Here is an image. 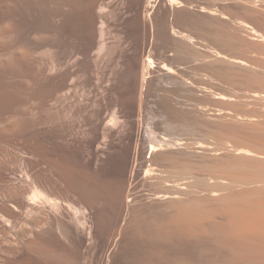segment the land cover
Instances as JSON below:
<instances>
[{
  "label": "rangeland",
  "instance_id": "374dc122",
  "mask_svg": "<svg viewBox=\"0 0 264 264\" xmlns=\"http://www.w3.org/2000/svg\"><path fill=\"white\" fill-rule=\"evenodd\" d=\"M151 4L152 8L149 0H0V204L13 201L21 190L28 192L32 181L40 175L48 184L50 192L65 204L62 205L59 215L63 223L69 224L70 221V212L66 209L68 205L75 204L74 208L77 205V210L78 207L80 210L86 207L89 210L87 214L90 225L93 224L95 230L93 228L90 240L85 241L82 236L81 239L85 242L78 240L80 243H77L79 247L76 249L75 264H130L132 261L146 259L147 255L144 254L147 251L142 250L145 246H140L141 249L135 248L136 244L140 243V236L135 237L133 234L134 238L130 239L131 236H128L129 239H124L125 231L121 225L119 229L117 227L118 231L114 227L113 230L109 229L111 236L108 231L102 236L95 220V211L99 208L112 216L107 194L115 184L122 182L119 180L128 171L133 146L138 141L144 149V159H147L149 144L158 142L157 138L161 136H166L174 141L166 145L165 149L171 146L167 151H176L174 153L185 160L192 158L189 160L192 162L204 161L208 166L213 163V168L216 162V165H222V168L225 165L232 168V163L228 164L229 161H234V164L235 161L240 162L238 159L241 154L234 151L236 146L245 148L247 145V149H259L258 154L264 152V0H153ZM172 28L186 33L192 39H180L172 34ZM149 55L155 64L151 68L154 70L149 78V81H152L145 84L148 89L152 84L153 90L150 89V93L148 89L144 88L147 92L143 90L141 82L142 67ZM237 60L242 63L236 62ZM163 62L167 67L171 65L169 68L173 73L162 70ZM162 87L165 90H172L174 87V92L179 89L182 93H169L171 98L174 96L172 105L176 108V113H181V117L178 114L174 117L163 103L162 97L166 91L163 90L162 93ZM257 93L259 96L256 97ZM145 94L146 96H143ZM140 104L144 105L141 113ZM113 113L117 117L116 127L105 125ZM202 120L204 124L200 123ZM184 125H191L193 130ZM194 127L197 131H194ZM138 130L143 134L137 132ZM183 132L187 134L183 135ZM198 133L200 136L203 134V137L207 135V140L200 139L202 136H198ZM140 137L143 142H147V148L139 140ZM197 140L204 141L206 147H200ZM177 142L183 144L178 145ZM233 142L238 145H232ZM184 143L187 144V149ZM191 144L197 147L192 146V149ZM177 145L176 150L172 149V146ZM263 152V155L255 156L257 158L250 155L249 160L246 158L248 155L245 156L246 159L244 156L243 158L247 161L255 159L254 162H258L260 157L264 161ZM213 153L217 157H213ZM201 156L204 160H200ZM234 156L236 160L233 159ZM222 161L225 162L222 164ZM205 164L203 165L207 166ZM55 165L75 176H72L70 181L66 180ZM208 166L200 171L202 175L198 173L200 176H197L207 179L211 174V168ZM215 167L216 171L213 170L211 175L217 171L219 173L216 177L210 175L214 182H217L215 178L218 174L222 175V172L231 170ZM141 169L143 170V166ZM141 169L139 166L140 175ZM24 172L28 173V177ZM140 175L137 179L140 182H137L140 183L139 186H145L147 182L144 181V174L142 177ZM220 175L219 179H229L226 175ZM73 177L82 179L87 187H95L98 193L106 198L96 203L92 199L88 201L89 198L84 197L85 194H78L80 192L75 189L77 183ZM141 182L144 184L141 185ZM143 186L142 190L148 188L147 185ZM105 188L108 191L104 192ZM142 198L144 202L150 201L145 197L140 199ZM140 199L139 203H144ZM241 200L239 202L236 199L237 205L235 201L232 205H235V209L246 206L243 212L247 215L250 213L247 211L251 210L248 208L250 202ZM232 205L228 207L231 208ZM234 207L228 209L233 210ZM254 207L253 204L252 208ZM176 209L172 208L170 212L167 209L165 211L168 212L160 214L157 208L158 220L168 222L170 218L175 217L169 215L173 213L172 210L176 212ZM228 209V213L224 211L227 216L230 215ZM256 210L253 214L251 212L252 218L256 215L255 220L253 219L256 222L250 225L253 231L259 219V210ZM244 213L237 214L246 218ZM224 214L216 215L215 219L220 224L227 225L226 229L229 228L228 224L233 223V250L215 242L217 238L210 239V242L206 237L205 242L197 249L193 246H182L186 252L182 249L184 255L181 251V259L166 247L167 252L162 256V261L182 264L185 259L184 264H229L237 253L243 250V238L249 230L242 233L239 227L240 232L236 231L238 226L246 231V224L244 226L243 223L247 222V218L245 221L240 218L243 223L238 224L235 219L237 217H232L233 214L228 216V222V217ZM232 218L238 225L234 224L235 220ZM222 220L224 223L220 222ZM208 227L213 228L211 224ZM7 228L0 220V264H61L59 259H64L66 255L70 257L76 248V243L72 245L71 241L67 240L65 245L62 243L64 250H59L50 243L40 241L37 237L39 232L29 235L24 233L26 227L17 226L6 233L4 230ZM251 228H248V234L252 233ZM148 234L146 235L150 237L152 233ZM142 238L141 242L144 243L147 237ZM129 247L132 250H129ZM68 256L65 259L68 260ZM26 257L30 258L25 259ZM243 261L244 264H259V261L264 264V256L256 252L245 255Z\"/></svg>",
  "mask_w": 264,
  "mask_h": 264
},
{
  "label": "bare ground",
  "instance_id": "6f19581e",
  "mask_svg": "<svg viewBox=\"0 0 264 264\" xmlns=\"http://www.w3.org/2000/svg\"><path fill=\"white\" fill-rule=\"evenodd\" d=\"M153 0H149V5H150V7H151V5H153V4H151V2H152ZM152 8V7H151ZM150 12V11H149ZM148 12V13H149ZM149 15V14H148ZM247 25V24H246ZM255 29V28H254ZM256 31V30H255ZM171 32H172V34H175L176 36H178L180 39H183V40H191L192 39V37L191 36H189V35H187L186 33H183V32H179V31H177V30H175V28H172L171 29ZM258 32V31H257ZM259 33V32H258ZM261 35V34H260ZM263 35V34H262ZM264 36V35H263ZM180 47V46H179ZM220 53V52H219ZM175 55V54H174ZM173 55V56H174ZM184 57V56H183ZM191 58V57H190ZM241 59V58H240ZM168 60V59H167ZM170 60V59H169ZM169 62V61H168ZM236 62H241L240 60H237ZM245 62V61H244ZM242 63V62H241ZM246 63V62H245ZM168 64V63H167ZM161 65V64H160ZM155 66V64H154V60H153V58H152V56H148L147 57V60H146V63L143 65V67H142V74H141V82H142V88H143V90H144V88H145V84H147L148 83V81H149V78H150V76H151V71L152 70H154V69H152L151 70V68H153ZM171 66V65H170ZM170 66H168L167 67V65H166V63H164L163 62V65H162V70H165V71H167V72H172L173 73V70L172 69H170L169 67ZM173 66V65H172ZM175 68V67H174ZM153 74H154V72H153ZM163 74V73H162ZM164 74H165V72H164ZM163 74V75H164ZM154 76V75H153ZM152 76V77H153ZM157 76V75H156ZM162 76V75H161ZM160 76V77H161ZM167 76V75H166ZM184 78H185V74H184ZM187 78V77H186ZM164 79V78H163ZM188 80L190 79V78H187ZM185 80V79H184ZM150 81H152V80H150ZM149 81V82H150ZM167 81V80H166ZM191 81H192V79H191ZM194 82H195V80H194ZM152 83V82H151ZM191 83V82H190ZM189 83V84H190ZM175 84V83H174ZM163 85V84H162ZM173 85V84H172ZM151 87H152V84L150 85ZM154 86V85H153ZM157 86V85H156ZM176 86V85H175ZM147 88H145V89H148V86H146ZM151 87H150V89H151ZM163 87H165V86H163ZM162 87V88H163ZM179 87V86H178ZM193 87V86H192ZM50 88V87H49ZM158 88H160L161 89V87L159 86ZM158 88L156 89V90H158ZM167 88V87H166ZM170 88V87H169ZM168 88V89H169ZM150 89H148L149 90V93L151 92L150 91ZM159 89V90H160ZM173 89H175L174 87H173ZM165 90L164 88L162 89V93H164L163 92V90H165L166 91V93L163 95V97L162 98H164L163 99V103L168 107V109L169 110H171L170 112H172L173 114H174V117L179 113L178 112V109H180V108H178L177 109V112L178 113H176L175 112V110L174 109H176V108H174L173 107V100H172V98H174V96L171 98V96L169 95V93L170 92H174V90ZM176 89H178V88H176ZM49 90V89H48ZM50 90H51V88H50ZM151 90H153V89H151ZM190 90H193V89H190ZM144 91H146V90H144ZM178 91H179V89H178ZM178 91H175L176 93H178ZM147 92V91H146ZM174 92V93H175ZM180 92V91H179ZM145 93V92H144ZM181 93V92H180ZM218 93H220V92H218ZM147 94V93H146ZM146 94L145 95H143V96H146ZM152 94H154V93H152ZM151 94V95H152ZM182 94V93H181ZM191 94V93H190ZM256 94V93H255ZM149 95V94H148ZM161 95V96H162ZM177 95V94H176ZM178 95H180V94H178ZM184 95V94H183ZM225 95V94H224ZM138 96H139V94H138ZM181 96V95H180ZM191 96V95H190ZM257 96H259L258 95V93H257V95H256V97ZM149 97V96H148ZM255 97V96H254ZM144 98L145 97H143V100H144ZM176 98V97H175ZM179 98H181V97H179ZM186 98V97H185ZM219 98V97H218ZM138 99V98H137ZM177 99V98H176ZM139 100V99H138ZM137 100V101H138ZM143 100H142V102H143ZM147 100V99H146ZM151 100V99H150ZM175 100V99H174ZM148 101V100H147ZM176 101V100H175ZM174 101V102H175ZM180 101V100H179ZM178 101V102H179ZM184 101V100H183ZM150 102H152V100L150 101ZM136 103V102H135ZM144 103V102H143ZM145 104V103H144ZM173 104V105H172ZM176 104V103H175ZM138 105V104H137ZM176 105H178V104H176ZM176 105H175V107H176ZM184 105V104H183ZM183 105H182V108H183ZM187 105V104H186ZM143 106L144 105H142V104H140V108H139V110H140V112L139 113H141V110H142V108H143ZM200 106V105H199ZM198 107V106H197ZM196 107V108H197ZM137 108V109H138ZM148 108V107H147ZM200 108V107H199ZM198 108V109H199ZM189 109V108H188ZM193 109V108H192ZM146 110V109H145ZM149 110V109H148ZM180 111V110H179ZM149 112V111H148ZM190 112V111H189ZM199 112H201V111H199ZM137 113H138V111H137ZM168 113H169V111H168ZM172 113H170V115L172 116L173 114ZM182 113H184V112H182ZM187 113V112H186ZM195 113V112H194ZM145 114H146V112H145ZM181 114V113H180ZM180 114H178L180 117H181V115ZM196 114V113H195ZM205 114V113H204ZM138 115V114H137ZM177 115V116H178ZM186 115V114H185ZM197 115V114H196ZM201 115V114H200ZM199 115V116H200ZM218 116V115H217ZM217 116H215V118L217 117ZM219 116H221V115H219ZM218 116V117H219ZM146 117V116H145ZM173 117V116H172ZM197 117V116H196ZM195 117V118H196ZM142 118H143V116H142ZM179 118V117H178ZM183 118V117H182ZM192 118V117H191ZM200 118H201V116H200ZM204 118V117H203ZM175 119V118H174ZM194 119V118H193ZM108 120V119H107ZM139 120V119H138ZM180 120V119H179ZM178 120V121H179ZM184 120V119H183ZM182 119H181V121H183ZM186 120H188V118L186 119ZM190 120H192V119H190ZM204 120V119H203ZM203 120L202 121H200V123H203ZM207 120V119H206ZM143 121V120H142ZM185 121V120H184ZM183 121V122H184ZM209 121V120H208ZM207 121V122H208ZM106 122H108L107 124H105V125H108V126H110V127H116V125H117V117H116V115H115V113H113V115L111 116V118L108 120V121H106ZM138 122V121H137ZM188 122V121H187ZM187 122H185V123H187ZM192 122V121H191ZM197 122V121H196ZM143 123V122H142ZM190 123V122H189ZM194 123V122H193ZM199 123V124H200ZM188 124V123H187ZM191 124V123H190ZM204 124V123H203ZM209 124V123H208ZM138 125V124H137ZM139 125L141 126V124L139 123ZM143 125V124H142ZM192 125V124H191ZM191 125L190 126H188L189 128L191 127ZM202 125V124H201ZM201 125H199L200 126V128H201ZM211 125V124H210ZM196 126V125H195ZM202 126H204V125H202ZM208 126V125H207ZM105 127V126H104ZM107 127V126H106ZM139 127V126H138ZM141 127H143V126H141ZM184 127H186L185 125H184ZM188 127H186V128H188ZM137 128V127H136ZM193 128V127H192ZM192 128H190V129H192ZM195 129H194V131L196 130V127H194ZM199 128V127H198ZM189 129V130H190ZM204 128H202V130H203ZM97 130V129H96ZM142 130H143V128H142ZM193 130V129H192ZM94 131V130H93ZM141 131V130H140ZM181 131V130H180ZM179 131V132H180ZM183 131L184 132H186L185 131V129H183ZM197 131V130H196ZM205 131V130H204ZM203 131V132H204ZM210 131H211V128H210ZM213 131V130H212ZM215 131V130H214ZM137 132H139V130L137 131ZM178 132V133H179ZM184 132H183V135H186L187 133H185L184 134ZM189 132V131H188ZM200 132V131H199ZM140 133V132H139ZM196 133V132H195ZM202 133V132H201ZM214 133V132H213ZM96 134H97V132H96ZM95 134V135H96ZM100 134V132L98 133V135ZM141 134V133H140ZM143 134V133H142ZM141 134V135H142ZM192 134V133H191ZM190 134V135H191ZM216 134V133H215ZM137 135H139V134H137ZM140 135V136H141ZM153 135H155V133H153ZM193 135V134H192ZM203 135V134H202ZM201 135V136H202ZM210 135V134H209ZM198 136H200V133H198ZM197 136V139L199 138ZM200 136V137H201ZM205 136V135H204ZM207 136V135H206ZM206 136L205 137H201L200 139H202V140H204L205 138H206ZM102 137V136H101ZM196 137V136H195ZM194 137V138H195ZM209 137V139H211L210 138V136H208ZM214 137V136H213ZM180 138V137H179ZM186 138V137H185ZM188 138V137H187ZM189 138H191V136L189 137ZM192 138H193V136H192ZM215 139V138H214ZM213 139V140H214ZM135 140H137V139H135ZM139 140L140 141H142V143H144L143 145H145V143H147V142H143V138L142 137H140L139 138ZM176 140V139H175ZM178 140V139H177ZM205 140H207V139H205ZM212 140V139H211ZM222 140V139H221ZM226 140H228V139H226ZM138 141V140H137ZM157 141L158 142H155V143H150L149 144V146H148V149H147V159H150V160H147L146 158L144 159V156H143V153H144V149L141 147L142 146V144H141V146H140V143L141 142H137L136 143V141H135V143H136V145L135 146H133L134 148H133V151H132V155H131V158H130V164H128L129 166V168H128V171L126 172V174L123 176V178L120 176V178H122V179H120L119 181H122V182H120V184H115L114 185V188L111 190L110 188V190H111V192L109 193V194H107V195H109V197H108V201H109V205H111L110 207H112V216H109V215H111V214H107L106 213V211H104V210H102V209H98L97 211H95L96 213H95V220H96V225L98 224V226L100 227V229H101V232H102V236H103V233L105 234V232L106 231H108L109 232V229H112V227H114V228H116L117 229V227H118V229L120 228L119 226L121 225V226H123V228L122 229H124V231H125V235H123L124 236V239H125V237H127L128 238V236H131L130 237V239H132V238H134V237H132L133 236V234H134V236L136 237V236H140V240L138 239V241L140 242L139 243V245H137L136 244V246H135V248L136 249H141L140 248V246H145V247H143L142 248V250H144V249H146L145 251H147L146 252V254H144L145 256V258L146 259H148L149 261L148 262H145V260L146 259H144V260H141L140 259V261H137V262H135V261H132L130 264H173L172 262H165V261H162V256H165L164 255V253H166L167 252V249H166V247H168V249H169V252H170V249H171V252L173 253V254H176V257H177V254L179 255L180 253H181V251H182V249L183 250H185L182 246H186V247H189V246H193L194 248H196L197 249V247H200V245L201 244H203L202 242H205V238L206 237H201V238H199V239H196V238H189V236H187V235H185L182 231H180L178 228H176V227H172V228H170V229H168V228H159L158 227V225H164V224H168V223H170V221L172 222L173 220H177V219H179V217H180V210H178V208L176 209L175 207H172V208H174V209H176V212H174V210H172L173 211V213L172 214H170L169 215V217H172V216H175V217H172V219L170 218V220L167 222V220H165V221H159L158 220V215H159V213H158V210H157V208H159V212H160V214H163V213H166V212H170L171 211V209H170V206H172L173 204H179V196H180V194L182 193V191H183V188L181 187V185H180V180L183 178V177H176V175H175V173L176 172H183L185 169H191V170H194L195 171V174L197 175L198 173H200V171H202V170H204V168H206L208 165L207 164H205L204 163V161H201L203 164H205V165H207V166H204L202 163H197L196 162V160H195V162H192V161H189V160H191L192 158H190V159H188V160H185V159H183L182 157H180V155H177L176 153H174V152H176V151H174V150H176V148L178 147V145H180V144H183V142H177V146H172V149L173 148H175L173 151L174 152H171V151H167L168 149H170V147L171 146H169V148L166 150L165 149V147H166V145H170L171 144V142L173 141L171 138H169V137H166V136H161V137H159V138H157ZM182 141V140H181ZM188 141V140H187ZM197 141H199V140H197ZM196 141V142H197ZM209 141V140H208ZM223 142L225 141V139L224 140H222ZM133 142H134V140H133ZM174 142V141H173ZM190 142V141H189ZM194 142V141H193ZM200 143H199V146L200 147H202V148H204V147H206V143L204 144L203 142L204 141H199ZM205 142H207V141H205ZM216 142V141H215ZM222 142V143H223ZM226 142V141H225ZM229 142H231V141H229ZM228 141H227V143H229ZM188 143V142H187ZM203 143V144H202ZM209 143V142H208ZM208 143H207V145H208ZM211 143V142H210ZM217 143H218V141H217ZM226 143V144H227ZM184 144H186V143H184ZM213 144V143H212ZM216 144V143H215ZM224 144V143H223ZM223 144H222V146H223ZM231 144V143H230ZM132 145V144H131ZM174 145V144H173ZM187 145V144H186ZM189 145V144H188ZM232 145H238V144H234V142H233V144ZM146 146V148H147V145H145ZM185 146V145H184ZM195 146V147H197L196 145H193V144H191L190 145V147L193 149V147ZM198 146V147H199ZM209 146H210V144H209ZM218 146V145H217ZM221 145H220V147H222ZM227 146H229L228 144H227ZM239 146H241V145H239ZM244 146V145H243ZM250 146V145H249ZM248 146V147H249ZM181 147H183V145L181 146ZM189 147V146H188ZM216 147V146H215ZM219 147V148H220ZM230 147H231V145H230ZM233 147V146H232ZM237 147V146H236ZM235 147V149H234V151H236L237 152V154H241L239 157H240V159H238V160H240V162H236L235 161V164L237 163V164H239V163H241V162H243L242 160L245 158V156L246 155H248L246 158H247V160H249V155L251 156V157H255V156H258V155H260L263 151H261V153L260 154H258L259 152V149H257V148H252V149H256V150H252L251 148H248L247 149V145H246V147L245 148H242V146L239 148V147H237L236 148ZM186 149H187V147H185ZM184 148V149H185ZM207 148H209V147H207ZM212 148V147H211ZM224 148H225V146H224ZM227 148V147H226ZM234 148V147H233ZM171 149V150H172ZM179 149H180V146H179ZM183 148H182V150H184ZM191 149V150H192ZM197 149V148H196ZM200 149V148H199ZM210 149V148H209ZM216 149H218V148H216ZM222 149V148H221ZM220 149V150H221ZM232 149V148H231ZM230 149V150H231ZM238 151H237V150ZM189 150H190V148H189ZM204 150V149H203ZM207 150V149H206ZM213 150V149H212ZM184 151H186V150H184ZM184 151H183V153H184ZM201 151V150H200ZM218 151H219V149H218ZM223 151V150H222ZM226 151V150H225ZM256 151V152H255ZM189 152V151H188ZM191 152V151H190ZM199 152V151H198ZM215 152H217V150L215 151ZM227 152V151H226ZM131 153V152H130ZM146 153V152H145ZM193 153V152H192ZM210 153V152H209ZM212 153V152H211ZM218 153V152H217ZM223 153V152H222ZM233 153V152H232ZM264 153V152H263ZM38 154H40V153H38ZM38 154H36L37 156H38ZM181 155H182V153H180ZM185 154H187L188 155V153H185ZM193 154H195V153H193ZM193 154H189V155H193ZM215 153H213V157L215 156L214 155ZM226 154H228V153H226ZM230 154H231V151H230ZM230 154H228V155H230ZM234 154V153H233ZM232 154V155H233ZM197 155V154H196ZM200 155H203V154H200ZM218 155H219V153H218ZM222 155V154H221ZM261 155H263V154H261ZM260 155V156H261ZM40 156V155H39ZM42 156V155H41ZM130 156V155H129ZM194 156V155H193ZM199 156V155H198ZM207 156V155H206ZM206 156H205V158H206ZM210 156V155H209ZM209 156H207V157H209ZM231 156V155H230ZM230 156H228V157H230ZM238 156V155H237ZM243 156H244V158H243ZM62 157V156H61ZM215 157H217V156H215ZM219 157V156H218ZM238 157V158H239ZM251 157H250V159H251ZM43 158V157H42ZM46 158V157H45ZM182 158V159H181ZM185 158V157H184ZM189 158V157H188ZM201 158H202V156H201ZM204 158V157H203ZM200 159V158H198V160L200 159V160H204V159ZM210 158H212V156L210 157ZM245 158V159H246ZM255 158H257V157H255ZM260 157H258V159H257V161L259 162V160L261 159V161L263 160L262 158H260ZM38 159V158H37ZM39 159H40V157H39ZM64 159V158H63ZM187 159V158H186ZM209 159V158H208ZM218 159V158H217ZM233 159H235V156L233 157ZM232 159V160H233ZM244 159V160H245ZM193 160V161H194ZM199 160V161H200ZM205 160H207V158L205 159ZM212 160V159H211ZM214 160H216V159H214ZM213 160V161H214ZM219 160V159H218ZM217 160V161H218ZM221 160V159H220ZM223 160V159H222ZM225 160H228V159H225ZM231 160V161H232ZM236 160V159H235ZM237 160V161H238ZM247 160H245V161H247ZM255 160V159H254ZM254 160H250V161H254ZM48 161V160H47ZM49 161H51L50 159H49ZM61 161V160H60ZM256 161V160H255ZM55 161H53V163H54ZM65 162V161H64ZM216 162V161H215ZM223 162H225V161H222V164H223ZM234 162V161H233ZM233 162H228V164L230 165V163H232V165H235ZM48 163V162H47ZM146 163H147V165H146ZM227 163V162H226ZM56 164V163H55ZM217 164V162L216 163H214V165L215 166H217V167H220L221 169H225V168H228V169H231V168H229V166H227L226 167V165H225V167H221V166H218V165H216ZM60 165V164H59ZM66 165V164H65ZM64 165V166H65ZM232 165H230L231 167H232ZM56 166V165H55ZM63 166V165H62ZM139 166H140V169H141V167L143 166V170L141 169V171H142V173H141V175L143 176V174H144V181L145 182H147V184H145V186L147 185L148 186V188H144V190H142V183L144 182H141V185L142 186H139V180H137V179H139V175H140V172H139ZM211 166H213V163L211 164ZM210 165L208 166V167H210L211 168V170H209V172L212 174V173H214V171H216V170H214L216 167L214 166V168L213 167H211ZM224 166V165H223ZM53 168H54V166H52ZM145 167V168H144ZM56 168H57V170H60L61 171V175H64L65 176V179L66 180H68V181H70L71 180V178H72V176H75V175H73L72 173H70L69 171H67L66 169H62V168H60V167H58V166H56ZM67 168V167H66ZM213 168V169H212ZM126 169V168H125ZM220 169V170H221ZM207 171H208V169H206ZM205 170V171H206ZM214 170V171H213ZM217 170H219V169H217ZM219 170V171H220ZM56 171V170H55ZM205 171H203V172H205ZM226 171V170H225ZM230 171V170H229ZM26 172H27V170H26ZM39 172V171H38ZM54 172V171H53ZM58 172V171H57ZM57 172H55V173H57ZM221 172H222V170H221ZM25 173V172H24ZM216 173V172H215ZM217 173H219L218 171H217ZM216 173V174H217ZM223 173V172H222ZM26 175L28 174V173H25ZM201 174V173H200ZM209 174V173H208ZM210 174V175H211ZM216 174H213V175H211V176H214V177H216ZM60 175V176H61ZM140 175V176H141ZM199 175V174H198ZM202 175V174H201ZM209 175V176H210ZM219 175L220 174H218L217 175V178H215V180H224L223 178L222 179H219ZM23 176H25V175H23ZM141 176V177H142ZM200 176V175H199ZM198 176V177H199ZM203 176H204V173H203ZM207 176V175H206ZM205 176V177H206ZM208 176V177H209ZM210 176V177H211ZM220 176H223V175H220ZM27 177H28V175H27ZM63 177V176H62ZM85 177V176H84ZM119 177V176H118ZM74 178V180L76 181V183H77V187L75 188V189H77V191L78 192H80V193H78V194H85L84 195V197H86V198H89V199H87L88 201L90 200V199H92V201H94L95 203L97 202V201H100L101 199H104V198H106V197H104L103 195H101L100 193H98V191L95 189V187H93V188H91V187H87V185L85 186V182L82 180V179H75L76 177H73ZM207 178V177H206ZM221 178V177H220ZM225 178V177H224ZM64 179V180H65ZM70 179V180H69ZM87 179V178H86ZM91 179V178H90ZM90 179H88V180H90ZM214 179H213V177H212V182H213V184L216 182H214L213 181ZM92 181V180H91ZM119 181L117 182V181H114V182H116V183H119ZM137 181H139V182H137ZM99 182V181H98ZM144 182V183H145ZM74 183V182H73ZM143 183V184H144ZM22 184V183H21ZM65 184V183H64ZM99 184H100V182H99ZM114 184V183H113ZM29 186V185H28ZM89 186V185H88ZM104 186V185H103ZM145 186H143V187H145ZM73 187V186H72ZM139 187H141V189H139ZM101 188H104V187H101ZM100 188V189H101ZM106 188H108L107 186H106ZM106 188L104 189V192H105V190H106ZM23 189V188H22ZM19 190V189H18ZM24 190V189H23ZM97 192H96V191ZM140 190V191H139ZM142 190V191H141ZM77 191H76V193H77ZM102 191V190H101ZM106 191H108V190H106ZM249 191H251V189H247V188H245V189H241L240 191H235V192H233L232 193V195L237 199V201H239V202H241L242 200L241 199H244L243 197L245 196V194L247 193V192H249ZM11 196V195H10ZM6 197V196H5ZM103 197V198H102ZM141 197H145L146 199H149L150 201L147 203L146 202V200H145V202L144 201H142L143 200V198L142 199H140ZM12 198V197H11ZM85 199V198H84ZM139 199L142 201V202H144V203H139L140 201H139ZM235 199V200H236ZM239 199V200H238ZM11 200V199H10ZM9 200V201H10ZM87 200H85V201H87ZM106 200V199H105ZM166 201V202H158V201ZM241 200V201H240ZM1 201V200H0ZM3 201V200H2ZM9 201H7L6 200V202H9ZM61 201H63V200H61ZM237 201H235V205H237ZM243 201H246L245 199L243 200ZM74 202V201H73ZM91 202V201H90ZM102 202H104L105 203V201H103L102 200ZM99 203V202H98ZM97 203V204H98ZM108 203V202H107ZM74 204V203H73ZM233 204V203H232ZM231 204V205H232ZM62 205H65V204H63L62 202H60V200H59V198H57L56 196H54L51 192H50V189H49V187H48V184L44 181V179L39 175V176H37L33 181H32V184H31V187H30V189H29V191L27 192V191H20L19 192V194H18V196L12 201L11 200V202H9V203H5L4 202V204H0V220H1V222H3L4 224H5V226H7L8 228L7 229H5L4 231L6 232V233H8V232H10V229H13V228H15V227H19V226H21V227H26V230L24 231V233L25 232H27L29 235H32V234H34L35 232H39L38 233V235H37V237H38V239L40 240V241H42L43 243H50V245H54V246H56V247H58L59 248V250L60 249H63L64 250V247H63V244L62 243H64V245L66 244V242L65 241H71V243H72V245H73V243H76V244H74V246L76 245V248H75V250L72 252V254H71V256L69 257L68 255H66V256H68L67 258H68V260L67 259H65V257H64V259H59V260H61V261H59V262H61V264H75V259H76V257H77V250H78V247L79 246H77L78 244L77 243H80V242H82L81 240H83V238H85V241L87 240V239H89L90 240V238L92 237V235H93V228H94V226H93V224H91L90 225V220H89V218H88V214L87 213H89V212H87V210L88 209H86V207L84 208V209H82L81 208V210L79 209V207H78V210H77V205H76V207L74 208V206H75V204H74V206L72 205V204H70V205H68L67 207H66V209L68 210V212H70V216H69V224L67 223V224H65V222L63 223V221H61V219H62V217L60 218L59 217V215L61 214V208H62ZM89 205V204H88ZM234 205V206H235ZM239 205H240V203H239ZM242 205V204H241ZM247 205V204H246ZM249 209H254L253 211H247L248 209H245L247 212H250L249 214H247V215H249L248 217H247V215L244 213L245 211H244V208L246 207V206H244L243 207V205H242V209H240L241 207H239V206H236V207H239V208H237V209H235V207L232 205L231 206V208H229V209H232V207H234V209L233 210H229L228 208V211L230 212V215H228V216H232V214L234 215V216H232V217H237V218H235L236 220H237V222H238V224L240 223L241 224V222L244 220V219H246L247 218V222L245 221V223H243L244 224V226H245V224H246V231H245V229H241V228H243V227H241V226H235V228L237 227V230L236 231H238L239 230V227H240V230H241V232L243 231L244 233L245 232H247V230H249L248 232H250V229H248V228H251L252 226H250V225H252L253 223H255L254 222V218L256 217V215H254V218H252L253 216H252V214H253V212L255 211V209H257L256 211H258L259 210V208H256V206L254 207V208H252V206H253V204H250L249 203ZM252 205V206H251ZM108 206V205H107ZM81 207H83V205L81 206ZM251 207V208H250ZM107 208V207H106ZM247 208V207H246ZM167 209H169L168 211H165V210H167ZM240 209V210H239ZM108 210V209H107ZM178 210V211H177ZM234 210L235 211H237V212H234ZM65 211V210H64ZM89 211V210H88ZM240 211V212H239ZM242 211V212H241ZM244 211V212H243ZM260 211V210H259ZM258 211V212H259ZM67 212V213H68ZM110 212V213H111ZM179 212V213H178ZM225 212H227V211H225ZM234 212V213H233ZM251 212H252V214H251ZM228 213V212H227ZM226 213V214H227ZM237 213H244L245 215H246V218H242V217H239V216H241V215H239V214H237ZM255 213H257V212H255ZM254 213V214H255ZM223 214H224V212H223ZM226 214H224V215H226ZM237 214V215H236ZM251 214V215H250ZM259 214V213H258ZM179 215V216H178ZM222 215V214H221ZM62 216H64V214L62 213ZM227 216V215H226ZM227 216V217H228ZM242 216H243V214H242ZM252 216V217H251ZM258 216V215H257ZM218 217V216H217ZM224 217V216H223ZM222 217V218H223ZM226 217V218H227ZM243 217H245V216H243ZM259 217V216H258ZM219 218V217H218ZM234 218H232V219H234ZM240 218H242V221H241V219ZM167 219H169V218H167ZM225 219V218H224ZM228 219H230L229 217L227 218V222H228ZM232 219L230 220V221H232ZM234 219V220H235ZM252 219V220H251ZM254 219V220H253ZM63 220V219H62ZM217 220H219V219H217ZM236 220L234 221V224H236V225H238L237 224V222H236ZM259 220V219H258ZM258 220H257V223H258ZM67 221V220H66ZM225 221V222H226ZM240 221V222H239ZM220 222H222V223H224L223 222V220L222 221H220ZM236 222V223H235ZM231 223V222H230ZM256 223V224H257ZM2 224V223H1ZM232 224L233 223H231V224H228L229 226L231 225V227H232ZM242 224V225H243ZM255 225V224H254ZM226 227H227V225H225ZM210 227V226H209ZM225 227V228H226ZM234 227V226H233ZM254 227V226H253ZM255 227H256V225H255ZM254 227V228H255ZM113 228V229H114ZM112 229V230H113ZM118 229H117V231H118ZM252 229V232H254L253 231V228H251ZM9 230V231H8ZM22 230H23V228H22ZM22 230H20V231H22ZM94 230H95V228H94ZM255 230V229H254ZM13 231V230H12ZM11 231V232H12ZM111 231V230H110ZM123 231V230H122ZM107 232V233H108ZM113 232V231H112ZM152 233L151 235H150V237L149 236H147L146 234H148V233ZM238 232H240V231H238ZM237 232V233H238ZM242 232V233H243ZM248 232H247V234H246V236H248L249 234H248ZM18 233V232H17ZM21 233V232H20ZM26 233V234H27ZM96 233V232H95ZM115 233H116V231H115ZM13 235H14V233H12ZM19 234V233H18ZM17 234V235H18ZM23 234V233H22ZM22 234H20L21 235V237H22ZM27 234V235H28ZM113 234V233H112ZM119 234V233H118ZM8 235V234H7ZM12 235V236H13ZM36 235V234H35ZM99 235H101V234H99ZM109 235H110V232H109ZM149 235V234H148ZM239 235V234H238ZM4 236V235H3ZM2 236V237H3ZM6 236V235H5ZM19 236V235H18ZM81 236L83 237L82 239H81ZM96 236V235H95ZM106 236V235H105ZM111 236V235H110ZM114 236V235H113ZM118 236V235H117ZM144 236H145V238L146 239H144L145 240V242L143 243V242H141L142 240H141V237H143L144 238ZM241 235H239V237H240ZM243 236H245V234L243 235ZM7 237V236H6ZM9 237H11V236H9ZM25 237V236H24ZM107 237H108V235H107ZM121 237H122V235H121ZM235 237V236H234ZM237 237V236H236ZM238 237V238H239ZM28 238V237H27ZM30 238V237H29ZM99 238H101V237H99ZM104 238V237H103ZM142 238V239H143ZM2 239V238H1ZM5 239H7V238H5ZM33 239H35V238H32V240ZM108 239V238H107ZM129 239V238H128ZM210 239H213V238H209L207 241H209ZM235 239V238H234ZM237 239V238H236ZM25 240V239H24ZM80 242H79V241ZM92 240V239H91ZM136 240V239H135ZM215 240V239H214ZM10 242H11V240H9ZM36 241V240H35ZM84 241V240H83ZM84 241V242H85ZM123 241V240H122ZM34 242V241H33ZM38 242V241H37ZM83 242V243H84ZM106 242V241H105ZM134 242V241H133ZM210 242H211V240H210ZM213 242V241H212ZM216 242V241H215ZM239 242V241H238ZM241 242V241H240ZM244 242V241H243ZM30 243H31V241H30ZM91 243H93V242H91ZM138 243V242H137ZM234 243V242H233ZM125 244H127V243H125ZM166 244V245H165ZM207 244V243H206ZM8 245V244H7ZM69 245H71L70 243H69ZM68 245V246H69ZM121 245H124V244H122L121 243ZM133 245V244H132ZM135 245V244H134ZM133 245V246H134ZM208 245H209V243H208ZM215 245V244H214ZM127 245H125L124 247H126ZM215 246H217V245H215ZM31 247V246H30ZM66 247V246H65ZM70 247V246H69ZM123 247V248H124ZM131 247V246H130ZM129 247V250L131 249L132 250V248H130ZM185 247V248H186ZM127 248V247H126ZM191 249L190 250H192V247H190ZM193 248V249H194ZM31 249V248H30ZM73 249V248H72ZM77 249V250H76ZM217 249V248H216ZM58 250V249H57ZM68 250H70V248L68 249ZM135 250V249H134ZM164 250H166V251H164ZM190 250H187V251H189L190 252ZM31 251V250H30ZM42 251V250H41ZM81 251V250H80ZM138 251V250H137ZM136 251V252H137ZM140 251V250H139ZM196 251V250H195ZM51 252V251H50ZM49 252V253H50ZM66 252V251H65ZM185 252H186V250H185ZM194 252V251H193ZM12 252L10 251V254H11ZM52 253V252H51ZM67 253V252H66ZM65 253V254H66ZM68 253H69V251H68ZM195 253V252H194ZM27 254V253H26ZM56 254V253H55ZM182 254H183V251H182ZM16 255V254H15ZM29 255V254H28ZM184 255V254H183ZM180 256V255H179ZM182 256V255H181ZM181 256L179 257L180 259H181ZM188 256V255H187ZM189 256H190V254H189ZM10 257V256H9ZM22 257V256H21ZM143 257V258H144ZM167 258H169L168 256H166ZM191 257V256H190ZM6 258V257H5ZM12 258V257H11ZM30 258V257H29ZM29 258H25V259H29ZM142 258V259H143ZM165 258V257H164ZM248 258V257H247ZM256 257H254V259H255ZM14 259V258H13ZM24 259V260H25ZM175 259H177V258H175ZM189 259H191V258H189ZM2 260V259H1ZM7 260V259H6ZM20 260V259H19ZM23 260V261H24ZM39 260V259H38ZM57 260V259H56ZM164 260V259H163ZM169 260V259H168ZM167 259H166V261H168ZM173 260V259H172ZM171 260V261H172ZM177 260H179V259H177ZM185 260V259H184ZM183 260V261H184ZM248 260V259H247ZM13 261V260H12ZM15 261H16V259H15ZM174 261V260H173ZM176 261V260H175ZM182 261V264H184V262ZM189 261V260H188ZM252 261V260H251ZM4 262V261H3ZM2 262V263H3ZM22 262V261H21ZM139 262V263H138ZM190 262V261H189ZM254 262H256V261H253V263ZM260 263H261V261H259ZM262 262H263V260H262ZM5 263V262H4ZM12 263V262H11ZM17 263V262H16ZM186 263H187V261H186ZM190 263H192V262H190ZM217 262H215V264H216ZM245 263V262H244ZM259 263V264H260ZM180 264V263H179ZM189 264V263H188ZM219 264H220V262H219Z\"/></svg>",
  "mask_w": 264,
  "mask_h": 264
},
{
  "label": "clouds",
  "instance_id": "9594fccd",
  "mask_svg": "<svg viewBox=\"0 0 264 264\" xmlns=\"http://www.w3.org/2000/svg\"><path fill=\"white\" fill-rule=\"evenodd\" d=\"M175 175L183 177L180 180L183 188L179 196L180 202L172 205L181 210L180 217L168 224L158 225L159 228L176 227L189 238H217L218 244L233 250L234 233L231 226L226 229L215 217L223 214L235 201L236 198L232 195L234 191L251 189L243 198L259 208L258 225L254 232L243 238V250L229 264H244V256L256 252L264 256V161H244L234 165L230 171L222 173L229 179L218 180L215 184L211 177H198L191 169L176 172ZM210 205L216 207L211 208ZM209 224L213 228L210 229Z\"/></svg>",
  "mask_w": 264,
  "mask_h": 264
}]
</instances>
